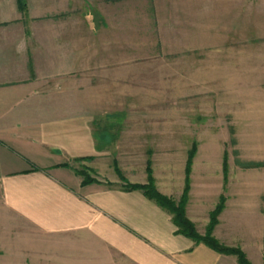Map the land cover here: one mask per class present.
<instances>
[{
    "label": "crops",
    "instance_id": "0c3cea01",
    "mask_svg": "<svg viewBox=\"0 0 264 264\" xmlns=\"http://www.w3.org/2000/svg\"><path fill=\"white\" fill-rule=\"evenodd\" d=\"M11 2L0 0V264H240L236 255L178 233L173 214L142 190H126L115 171L109 180L82 184L73 165L79 158L93 157L103 175L115 170L94 131L91 82L85 71L80 81L74 69L44 72L42 66L77 60L69 49L76 45L75 27L23 21L20 9H6ZM48 27L53 46L63 48L57 57L44 50L41 32ZM70 29L73 36L65 33ZM169 156L156 186L178 197L186 155ZM208 156L199 150L193 160L186 207L200 234L222 193ZM120 169L131 183L148 181L147 164L130 160ZM213 234L262 263L264 200L253 182L245 184L243 198L229 195Z\"/></svg>",
    "mask_w": 264,
    "mask_h": 264
},
{
    "label": "rangeland",
    "instance_id": "374dc122",
    "mask_svg": "<svg viewBox=\"0 0 264 264\" xmlns=\"http://www.w3.org/2000/svg\"><path fill=\"white\" fill-rule=\"evenodd\" d=\"M26 3L23 21L75 27L74 36L71 29L65 33L76 40L69 49L77 60L43 62V70L74 69L80 81L85 71L92 85L94 131L105 140L115 168L103 175L94 160L74 161L76 171L98 183L115 171L131 183L122 165L133 160L148 168L150 162L156 186L155 175L164 179L169 155H186V186L188 156L196 145L197 152L209 155L220 197L241 199L245 184L253 182L264 200V0H215V6L213 0ZM6 9H20L18 0ZM52 32L44 28L41 37L44 50L57 57L63 48L53 46ZM183 193L164 195L179 202Z\"/></svg>",
    "mask_w": 264,
    "mask_h": 264
},
{
    "label": "trees",
    "instance_id": "16d2710c",
    "mask_svg": "<svg viewBox=\"0 0 264 264\" xmlns=\"http://www.w3.org/2000/svg\"><path fill=\"white\" fill-rule=\"evenodd\" d=\"M19 8L21 11L26 10L27 3L26 0H18ZM197 153V147H194L190 150L187 167H186V186L182 198L179 202L175 201L173 198L168 197L162 194L155 186L154 179L152 175V168L149 162L148 165V183L147 184H131L126 182L124 188L126 190H142L145 195L154 201H156L161 207L168 210L174 216V222L178 227V233L191 238L192 240L196 241L197 243H204L208 247L212 248L213 250L227 255H236L240 264H252L249 259L247 258L246 254L240 248L228 247L222 244L215 236L214 230L215 227L219 223V216L225 209L226 206V196L223 194L220 197V201L217 204L216 208L211 212L210 215V223L207 227L206 234L203 236L201 235L196 225L188 218L186 207L189 201V192L191 189V173H192V166L193 160ZM93 157H83L79 158L76 161H91ZM76 171V169H75ZM76 173L83 177V185H88L92 183H98L97 179L92 178L88 173L81 172ZM224 181L227 184L228 182V165L226 161L224 162ZM125 182V181H124Z\"/></svg>",
    "mask_w": 264,
    "mask_h": 264
}]
</instances>
